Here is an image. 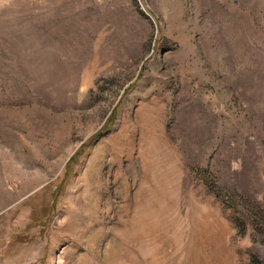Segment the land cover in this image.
Segmentation results:
<instances>
[{"label": "rangeland", "instance_id": "1", "mask_svg": "<svg viewBox=\"0 0 264 264\" xmlns=\"http://www.w3.org/2000/svg\"><path fill=\"white\" fill-rule=\"evenodd\" d=\"M0 264H264V0H0Z\"/></svg>", "mask_w": 264, "mask_h": 264}]
</instances>
